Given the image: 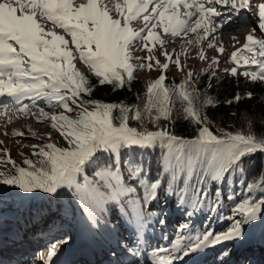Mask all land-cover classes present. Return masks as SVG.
<instances>
[{"label":"snow or ice","instance_id":"1","mask_svg":"<svg viewBox=\"0 0 264 264\" xmlns=\"http://www.w3.org/2000/svg\"><path fill=\"white\" fill-rule=\"evenodd\" d=\"M253 8L254 0H0V117L8 116L9 123L13 116L35 117L38 123L48 120L66 142L65 146L32 144V158L21 152L18 163L0 140V185L24 194H49V199L68 189L95 223L100 205L135 191L129 186L134 181L143 196L131 200L128 207L140 232L145 227L144 206L157 198L162 186L166 196H177L180 206H191V211L186 209L189 218L206 206L211 220L224 204L223 185L229 178L237 183L239 176L245 187L240 202L231 207L225 231L216 232L210 224L203 231L181 224L170 247L154 249L151 260L185 264L186 258L210 248L243 242L248 228L264 226V179L251 183L243 179L245 158L264 153V134L213 130L204 108L214 101L196 87L193 72L182 83L166 84L169 63L181 70L179 55L173 59L164 50L168 62L161 63L152 53L157 44L164 47L161 32L173 38L196 33L199 44L210 36L215 39L218 29L233 23L242 10ZM252 15L255 26L243 47L231 53L228 61L234 66L225 71L264 82V3ZM193 16L197 18L190 25ZM134 23L143 26L137 29ZM208 47L221 54L225 50L223 44L217 47L212 42ZM143 50L146 56L134 55ZM199 58L205 59L204 51ZM77 60L97 84L77 67ZM212 63L219 61L213 58ZM154 66L161 75L148 84L143 97L136 96L140 103L93 98L97 85L131 90L134 73ZM252 96L236 94L226 103ZM39 102L62 111L49 114ZM181 119L195 125L191 138L171 127ZM46 135L51 141L52 133ZM12 136L24 137L25 132L13 131ZM157 149L154 161L145 159L148 151ZM154 168L156 176L151 177ZM235 195L227 199L232 201ZM59 247L53 242L47 256H40L42 264H51ZM228 255L230 250L219 253V257Z\"/></svg>","mask_w":264,"mask_h":264},{"label":"rangeland","instance_id":"2","mask_svg":"<svg viewBox=\"0 0 264 264\" xmlns=\"http://www.w3.org/2000/svg\"><path fill=\"white\" fill-rule=\"evenodd\" d=\"M260 3H264V0H254V8L249 9V10H242L239 17L236 18L233 23L225 25L224 28H222V30L218 29L217 33L213 34L215 36V39H213L212 36H210L208 40L201 41L199 44H196L194 42V44L192 43V44H189V46H188V49H190L192 46H193V49H190V50L187 49L185 51L182 49L175 51L174 48H170V49L168 48L167 49L168 45L165 46V44H164L163 49H161L160 45L157 44L153 48L152 54L156 57V59H159L161 63L168 62L166 60V58L162 55V52L164 50H167L169 53H172L173 59H175V57L177 55H179L181 70H178L174 64L169 63V69L166 72H164V74L166 75V73L169 72L171 74V76L178 79L180 81V83H182L187 78V73L189 71L193 72V74H194L193 79L194 80H196V78H198L204 74H208L209 78H211V77H213V78L214 77H223V76L228 77V78H237V77L244 78L242 75L232 76L230 74V72L225 71V69H230L231 67L234 66L233 64L229 63L228 58L230 57L232 52L236 51L237 49H241L243 47V44L246 42V39H245L246 35L255 26L256 17L254 15H252V12L255 10V7L258 6ZM50 26L51 25H49V27ZM142 26H143L142 24L140 26L139 24L134 23V27L135 28L138 27L137 29H139ZM161 35H162V39L165 40L166 35L163 34L162 32H161ZM257 35H259V32H257ZM233 37L235 39H233ZM209 42H212L217 47H219L221 44H223L224 49H225L223 54L218 52L216 50V48H209L208 47ZM201 50L204 51V53H205V59H203V60H201L199 58V52ZM147 54L148 53L146 50L134 52V55L142 56V57L146 56ZM245 54L247 55V53H245ZM213 58H215L219 61L218 65L212 63ZM147 63H148V61H145V64H147ZM152 63L155 65V61H152ZM76 64H77V67L82 72H84L86 75L90 74L87 71L86 66L83 65L81 62H79L77 60ZM251 69L257 70L258 66H251ZM213 72L216 73L215 76H213ZM160 75H161V70L159 68H156L155 66L153 67L152 70L147 69V67H145L144 69H140L139 70V76H140V79L143 83L144 90L146 91L148 84H150L154 79H157ZM39 106L43 107L45 109V111L48 112L49 114H52L53 112L59 113L62 111V109H59V108H57V109L49 108L43 102H39ZM9 115H11V114H9ZM217 120H219V118ZM11 122L12 123H10V125L12 126V130L10 132H7L8 135H4L2 133L0 134V140L4 141L3 147L10 150L11 156L19 154L21 152L23 154L32 153L31 145L35 144V143L53 142V143H56L57 146H65L66 142L63 140L62 137H60V135L55 130L50 128V126H49L50 121H48V120H43L40 123H38L37 120H24V121H21V123L14 122V121H11ZM5 123H8V116L0 117V128L5 127V125H4ZM228 126L236 127L239 132L247 135V134L256 132L257 126H261V127L263 126L264 127V116L253 115V114H249L248 112H242V113H239L235 118H231L228 121ZM41 127H43V128H41ZM29 129H31V131H29ZM13 131H24L25 136L24 137H19V136L13 137L12 136ZM49 131L52 133L51 141H49L47 139V135H46L47 132H49ZM32 132H35L37 134L36 137H33L31 135ZM263 134H264V132H263ZM0 155H2V153H0ZM166 183L167 182L165 181V184ZM129 186L133 189H136L137 192H139L137 184L134 181H130ZM6 189L12 190L13 188L7 187ZM63 191H66L68 193L71 192L68 189H64ZM16 193L23 200L22 203L23 202L24 203L25 202L30 203L31 200L33 199L34 201H37L38 202L37 204H40L41 206H42L43 202H45V199L49 196V194H24L19 189H18V192H16ZM224 193H225L224 204L219 209V211H221V213L217 219V221L220 223V220H222L224 218L223 223L219 224V227L221 228V231H219V232H222V230L225 231L227 229L228 224H229L227 217L230 214L231 207L235 203H238L236 198L233 199L232 201H229L227 199V196L231 195L230 192H228L224 189ZM134 194H136V193H133V192L127 193L126 194V198H127L126 200L133 199L135 196L138 197V194H136L135 196H134ZM173 196L174 195L166 196L165 195V188L162 186L160 188L159 194L156 198L157 204H158L157 207H159V206L162 207V205L165 206V204H167V206L173 207L174 206L173 203L175 200L173 201V203H172V201H170V200L174 199ZM176 199H177V196H176ZM73 200H74V203L76 204L77 209H78V214H77L76 218L79 219V217H81L83 219V222L81 224H84L85 226L88 227V224H87L88 219H85L86 218L85 213H82V211H81V206H80L81 204H80L78 198L76 196H74ZM105 202L109 206L110 205L112 206V213L114 215L120 213L117 204L112 203V201H110V200H107ZM105 202L102 203V205H106ZM21 207H22V204H21ZM59 215L60 214H57L56 212H50L48 214V216L43 217L42 220L47 221L48 219L56 218ZM72 221H73V219H70L69 217H62L61 221L58 222V225H70L72 223ZM9 222H10L9 219L7 218L6 223L3 224L4 225L3 227L8 226ZM35 224H36L35 229L37 228L36 230L39 232L47 231L49 229V228L46 229V227H47V226H45L46 222H44L43 224L35 222ZM54 224L57 225V223H54ZM78 224H80V222H78ZM9 230L14 231V234L9 235V237H12V238H15V236H18V234L20 235V232L22 233L21 237H23V238H25V235L30 236L29 234L34 236V234L30 231L29 227L17 230L15 226L14 227L11 226V229H9ZM15 230L20 231V232H16ZM79 230H80V228H79ZM12 231H10L9 233H12ZM8 234L5 236L7 237ZM20 240H22V238Z\"/></svg>","mask_w":264,"mask_h":264},{"label":"trees","instance_id":"3","mask_svg":"<svg viewBox=\"0 0 264 264\" xmlns=\"http://www.w3.org/2000/svg\"><path fill=\"white\" fill-rule=\"evenodd\" d=\"M89 80L93 84H97L96 78L91 74L87 75ZM166 84L171 85L173 82L179 84L180 81L171 76L169 72L166 73ZM134 80L131 85V90L128 88L119 89L113 91L111 86H99L97 85L93 98L102 100L103 102H120L123 101L127 104H138L140 101L136 99L139 95L143 97L146 91L143 88V83L139 76V70L134 73ZM196 87L200 89L202 93H206L207 96L211 97L214 101V105H210L204 108V114L212 121L213 130L218 128H224L228 131L236 132V127L228 126V121L231 118H235L239 113L248 112L253 115L264 116V82H252L250 79L245 77L228 78V77H211L208 74L201 75L194 80ZM211 84L209 88L208 85ZM253 93L252 98H243L239 103L227 104L226 101L233 99L236 94H240L242 97L245 93ZM74 115V114H73ZM219 118V120H217ZM131 126H137L135 122H131ZM176 134L183 135L191 138V134L194 131L195 125L181 119L175 125L171 126ZM264 132V127L257 126L256 133ZM25 157H31V153L24 154ZM159 156V150L148 151L145 154V159L155 160ZM18 163L22 162V158L19 154L12 155ZM244 168L246 175L243 179L248 182H255L256 180L264 179V153L257 152L255 155L245 158ZM151 177L156 176L155 168L151 172ZM241 177H237V183H233L232 179L229 178L223 185V188L236 195L233 199H237L240 202L241 194L245 187L239 180ZM166 181V179H165ZM167 182V181H166ZM7 186L0 185V227H3L6 223V219H11L15 214L21 210V202L23 201L16 192L18 189L13 188L12 190L6 189ZM37 201L33 199L29 203L28 211H32V216H36ZM42 209V210H41ZM41 215L48 216L50 212H56L57 214H63L65 217L72 219L77 217V209L74 201L69 193L63 191V194L59 197L49 196L45 199L42 206L40 207ZM59 212V213H58Z\"/></svg>","mask_w":264,"mask_h":264},{"label":"bare ground","instance_id":"4","mask_svg":"<svg viewBox=\"0 0 264 264\" xmlns=\"http://www.w3.org/2000/svg\"><path fill=\"white\" fill-rule=\"evenodd\" d=\"M111 6V5H110ZM183 11V9H182ZM115 15V14H114ZM197 17L196 16H193L191 18V20L189 21V24L190 25H194V22H195V19ZM141 26V23H137ZM139 27V26H138ZM137 27V28H138ZM222 30V29H221ZM200 32L202 33V30H200ZM196 33H190L187 37H176V38H173L171 37V35H166L165 37V46L168 45L167 49L169 48H174L175 51H178V50H187L188 49V46H189V43L187 41L189 40H192L193 41V44L195 42V39H196ZM190 49H193V46L190 48ZM188 49V50H190ZM0 99H3V98H0ZM24 120H36L35 117H19V118H16L15 116H13L12 118V121L14 122H18V123H21V121H24ZM12 123V122H11ZM5 127L3 128H0V134H4L5 132H10L12 130V126L10 125V123H5L4 124ZM43 128V127H41ZM68 193V192H67ZM136 194H134L135 196ZM133 196V197H134ZM126 195H125V201L127 203H129L131 200L133 199H130V200H126ZM134 199H138L137 196L134 197ZM106 205H103L104 207H108V204L105 202ZM123 204V210L126 212V209H127V205L122 202ZM141 204H142V201H141ZM158 204H157V199H155L154 201H152L150 204H149V207L147 209H145V217H151L152 218V214L153 213H156V217L154 219V225L153 227L156 225V223H159L161 220H163L164 222L166 221V223L163 224V227L160 228L161 232H164L166 231L167 229H171L172 228V225H170V221H172L173 224H176L177 222H179V220L181 221V209L182 208H173L172 206H167V204H165V206L162 205V207H157ZM167 209H173L174 212H172L167 219H163V215H164V211H166ZM130 210V209H129ZM219 213V215H218ZM220 213L221 211H217L215 214L212 215V218L211 220L209 221H204V223L207 225L210 224V227L214 226V230L216 232H219L221 231V228L219 227V222L217 221L218 217L220 216ZM222 215V214H221ZM86 217V216H85ZM86 219L87 220V224H88V227L85 226L84 224H81L80 225V230H79V238L72 244V248L74 249V251L70 250V249H66V245L67 243H62L59 247V250L61 251H64L65 252V255H67V259L64 260L62 258L59 257V261H55L56 264H98L97 262V258L100 257L101 253L98 249H99V246L97 245V238L96 236L98 235V225L95 221V223H92L90 220H89V217H87ZM180 223V222H179ZM200 224V221H196L194 224ZM181 224V223H180ZM111 225V224H110ZM170 225V226H169ZM202 229V228H201ZM194 230V229H192ZM10 231L12 230H7L5 233L3 234H0V251L1 252H4L6 251V247H5V244H12V246L16 245V246H20L21 248L24 247V249L28 250L29 253H31V255L33 257L37 256L36 254V251H37V247H40V249H44L45 246L43 245L44 242L42 241L43 239H47L50 243V245L53 243V242H57L58 238H60V234L61 233H64V231H62V229H56V230H53V231H42L40 234H36L34 233L32 230H30L34 236H32L31 234H29L30 236L28 235H25V238L21 237V232L20 231H16V232H20V235L18 234V236H15V238H12V237H9L10 234H14V231H12V233H9ZM203 231V230H202ZM223 231V230H222ZM262 235L259 236L257 235L255 238H259L260 237V241L257 243V244H254L253 247L255 250H258V251H255L256 253H251L252 252V248H244V250L241 252L240 249H237L235 250L232 249V255L235 256V257H240L239 255H241V257L243 256L242 258V262L240 263H243L244 262V259H246V257L249 255V253L251 255H254L256 254L258 259H261V261L264 263V229L262 230ZM54 232V233H53ZM8 236L6 237L5 235ZM51 233V234H50ZM53 233V234H52ZM263 236V238L261 239V237ZM22 238V240H20ZM63 238V237H62ZM60 238V239H62ZM66 238V237H65ZM26 239V240H25ZM30 239H33L36 243H33V244H25V243H29L28 240ZM19 242V243H18ZM36 245V247H34V245ZM225 246H227L228 248H232L230 246H232L231 243H225ZM237 253H236V252ZM62 253V252H61ZM250 261L251 264L252 261L251 259L247 258V261ZM68 262V263H67ZM14 264H25V263H22L20 261L14 263ZM126 264H133V262H127ZM144 264H149L148 262H145Z\"/></svg>","mask_w":264,"mask_h":264}]
</instances>
